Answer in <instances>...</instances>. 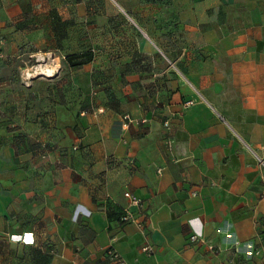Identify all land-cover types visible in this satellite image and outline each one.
<instances>
[{"label": "crops", "instance_id": "crops-1", "mask_svg": "<svg viewBox=\"0 0 264 264\" xmlns=\"http://www.w3.org/2000/svg\"><path fill=\"white\" fill-rule=\"evenodd\" d=\"M118 1L0 0V264H264V0Z\"/></svg>", "mask_w": 264, "mask_h": 264}, {"label": "rangeland", "instance_id": "rangeland-1", "mask_svg": "<svg viewBox=\"0 0 264 264\" xmlns=\"http://www.w3.org/2000/svg\"><path fill=\"white\" fill-rule=\"evenodd\" d=\"M106 3L109 4V6L112 7V9L117 12V14L121 15V16H124L125 18H127L125 15H123V13L121 12L120 10V7L123 8L124 10L125 7L118 1V0H104ZM127 11V10H126ZM128 13V12H127ZM77 14V12H76ZM123 18V17H122ZM125 20V19H124ZM71 27H74V26H71ZM76 28H78V30H82L84 28L83 31H86L87 30V33L89 32L90 35H87L90 37V39L88 40H85L84 42H80V44L76 47L78 49H82L83 51H86V52H92V54L94 55L95 53H105L107 52L109 49L113 48V44L115 43V41L111 40L109 38V36H107V38H104L102 40L98 39H93L94 35H92V32L93 29L95 28V26H89V25H81V26H75V30ZM97 28V26H96ZM122 30V36H125L126 34V31L124 28L121 29ZM75 43V42H74ZM83 43V44H82ZM123 45L125 44V41L121 42ZM80 47V48H79ZM71 51H74L71 47L70 49ZM26 62H28V59H24ZM67 63V62H66ZM23 64V63H22ZM24 65V64H23ZM68 65V64H66Z\"/></svg>", "mask_w": 264, "mask_h": 264}, {"label": "built area", "instance_id": "built-area-1", "mask_svg": "<svg viewBox=\"0 0 264 264\" xmlns=\"http://www.w3.org/2000/svg\"><path fill=\"white\" fill-rule=\"evenodd\" d=\"M120 10L123 13V15H125L127 18H130L129 17V14L126 12V10H124L121 7H120ZM124 120L127 121L128 123H131V122H134L135 121L129 115L124 116ZM143 122H145V121H143ZM254 155H255L257 161L259 162L260 166L264 170V158L260 157L256 153H254ZM263 176H264V174H263ZM125 197L130 200V202H131L132 205H137V206L140 205V200L138 198L134 197L132 194L125 193ZM121 221L123 223H133V222H135L134 216L132 215V213L130 211H126L125 215L122 216ZM190 239H191L192 242H195V241L200 240V237L195 234V235L191 236ZM142 251L145 252V253H147V254H153L154 249L152 247H150V246H144L142 248ZM107 256L110 259V261H111L112 264H125V261L120 256V254H118L113 249H109L107 251Z\"/></svg>", "mask_w": 264, "mask_h": 264}, {"label": "trees", "instance_id": "trees-1", "mask_svg": "<svg viewBox=\"0 0 264 264\" xmlns=\"http://www.w3.org/2000/svg\"><path fill=\"white\" fill-rule=\"evenodd\" d=\"M93 60L92 52H84L81 54L68 55L66 62L69 67L75 68L90 63ZM112 218L111 216H109Z\"/></svg>", "mask_w": 264, "mask_h": 264}, {"label": "clouds", "instance_id": "clouds-1", "mask_svg": "<svg viewBox=\"0 0 264 264\" xmlns=\"http://www.w3.org/2000/svg\"><path fill=\"white\" fill-rule=\"evenodd\" d=\"M18 239L17 237H13V240H16ZM25 243H28V244H31V243H34V238L32 236V234H26L25 236Z\"/></svg>", "mask_w": 264, "mask_h": 264}]
</instances>
